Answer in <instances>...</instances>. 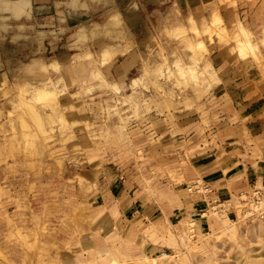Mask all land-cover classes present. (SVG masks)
<instances>
[{
  "label": "rangeland",
  "instance_id": "1",
  "mask_svg": "<svg viewBox=\"0 0 264 264\" xmlns=\"http://www.w3.org/2000/svg\"><path fill=\"white\" fill-rule=\"evenodd\" d=\"M224 6L132 31L120 88L68 83L45 32L1 15L0 264H264V49L234 39L241 26L261 39L264 0Z\"/></svg>",
  "mask_w": 264,
  "mask_h": 264
},
{
  "label": "crops",
  "instance_id": "2",
  "mask_svg": "<svg viewBox=\"0 0 264 264\" xmlns=\"http://www.w3.org/2000/svg\"><path fill=\"white\" fill-rule=\"evenodd\" d=\"M0 4V17L5 18L13 26L20 21H28L26 27L32 30V38L37 37L38 32H45L46 51L62 52L60 57L68 61V83H82L89 81L94 88L99 85L97 76L104 79V83L115 88H120L126 78L132 74L133 60H127V55L132 53L133 43L130 40L131 32H147L144 39H148L150 28L157 36L166 26L174 24L176 21H186L191 18L196 21L203 20L206 16H213L215 12L227 15L224 12V0H141L135 4L132 0H110L108 4L99 3L96 0H2ZM25 3V8L21 10L19 3ZM239 5V1L237 2ZM236 5V7H238ZM107 7V12L101 11ZM104 10V11H106ZM96 14L100 15L97 16ZM138 14L142 15L148 22L143 29L138 21ZM94 15V16H93ZM151 15H154L156 23H151ZM120 17L122 26L115 27L110 20ZM93 17L97 19L95 22ZM230 18V17H229ZM231 19V18H230ZM151 26H148V25ZM11 26V25H10ZM156 29V30H155ZM6 44L12 43L14 52L20 58V38L19 32H12ZM116 42L111 45V53L114 56L120 53L114 60L100 65L102 58L93 56L96 53L94 46L106 41V36ZM154 35V34H153ZM16 43V46L14 44ZM50 43V46H49ZM51 48V49H50ZM10 51V49H8ZM32 52H38L36 42L32 41ZM111 55V54H110ZM55 56V55H54ZM125 57V58H124ZM53 58V55L51 56ZM121 59L123 64L117 65ZM113 63V64H112ZM112 71L108 72V69ZM53 75H46L44 80L51 79ZM60 80V79H59ZM97 84H95V83ZM110 83V84H108ZM220 171V170H218Z\"/></svg>",
  "mask_w": 264,
  "mask_h": 264
},
{
  "label": "bare ground",
  "instance_id": "3",
  "mask_svg": "<svg viewBox=\"0 0 264 264\" xmlns=\"http://www.w3.org/2000/svg\"><path fill=\"white\" fill-rule=\"evenodd\" d=\"M20 6V7H19ZM18 7L23 10L25 8V3L21 2L18 4ZM212 21H216V22H220V19L218 17H215L213 18ZM235 42L238 44V46L241 48V49H246V50H249L250 52L252 53H256L258 51V45H260L263 49H264V29L262 31V37L259 41H256L253 37V34L252 32L246 28V27H243L241 26L239 31L236 33L235 37ZM197 47H200V48H205L204 44L202 42H198L197 44ZM194 47H192L193 49ZM195 54V49L193 51V53H191L189 55V57H192L193 55ZM114 56V54H111L106 56L102 61H101V65L102 64H105L106 62H108V60L110 58H112ZM165 63H161L159 66V71H161V68L163 69L164 68V71L163 72H166L167 74L169 73H173V71L170 69V66L169 64L164 61ZM157 66V67H158ZM177 70L180 69L182 70L184 67H186V65H183V63L181 61H177L175 63V66H174ZM140 77H142V74L139 75L135 80H134V84L136 83V81H138V79H141ZM49 94V93H48ZM170 258V256H166L165 258Z\"/></svg>",
  "mask_w": 264,
  "mask_h": 264
}]
</instances>
